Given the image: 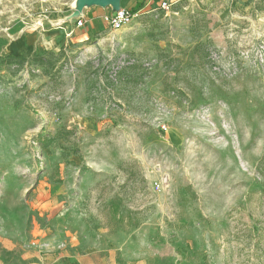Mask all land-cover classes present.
<instances>
[{"label": "rangeland", "instance_id": "obj_1", "mask_svg": "<svg viewBox=\"0 0 264 264\" xmlns=\"http://www.w3.org/2000/svg\"><path fill=\"white\" fill-rule=\"evenodd\" d=\"M140 3L0 0V264H264V0Z\"/></svg>", "mask_w": 264, "mask_h": 264}, {"label": "crops", "instance_id": "obj_2", "mask_svg": "<svg viewBox=\"0 0 264 264\" xmlns=\"http://www.w3.org/2000/svg\"><path fill=\"white\" fill-rule=\"evenodd\" d=\"M140 0H122L121 3L119 4V8H132L137 5V2ZM87 13L86 18L83 20V27H78L80 32L82 34H90L98 30L99 28H103L107 23H105V18L108 15H112L114 13V10L112 6L107 9V11H98L96 9L92 10V8L89 9ZM75 249L71 250L70 252L67 253L59 251L57 249V246L53 245L51 249L53 250V254H51V257H49L50 254H44L41 255L40 257H44V260L42 261L41 258H39L40 261L38 263H73L77 258L75 257V252L77 251H82L81 248L83 247H75ZM71 254V257L68 254Z\"/></svg>", "mask_w": 264, "mask_h": 264}, {"label": "built area", "instance_id": "obj_3", "mask_svg": "<svg viewBox=\"0 0 264 264\" xmlns=\"http://www.w3.org/2000/svg\"><path fill=\"white\" fill-rule=\"evenodd\" d=\"M160 7L164 10H168L170 7V3L163 1L160 3ZM135 13H131L128 9L119 8L118 10L114 11L112 15H108L105 18V22L109 25L112 29H118L124 24L128 23L133 17ZM77 27L83 26V21L78 19L76 22Z\"/></svg>", "mask_w": 264, "mask_h": 264}, {"label": "trees", "instance_id": "obj_4", "mask_svg": "<svg viewBox=\"0 0 264 264\" xmlns=\"http://www.w3.org/2000/svg\"><path fill=\"white\" fill-rule=\"evenodd\" d=\"M141 8H142V3L137 4V5H135V7L129 8L128 10L131 13H136ZM119 206H120V204L118 202H116V201H111L110 202V210L112 212L113 220L116 221L119 226H124L123 225L124 224V217L120 214ZM131 221H132V219L129 218L127 222H129V224H131Z\"/></svg>", "mask_w": 264, "mask_h": 264}, {"label": "water", "instance_id": "obj_5", "mask_svg": "<svg viewBox=\"0 0 264 264\" xmlns=\"http://www.w3.org/2000/svg\"><path fill=\"white\" fill-rule=\"evenodd\" d=\"M88 2L101 6L111 5L114 11L119 9V0H88Z\"/></svg>", "mask_w": 264, "mask_h": 264}]
</instances>
